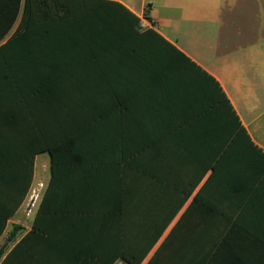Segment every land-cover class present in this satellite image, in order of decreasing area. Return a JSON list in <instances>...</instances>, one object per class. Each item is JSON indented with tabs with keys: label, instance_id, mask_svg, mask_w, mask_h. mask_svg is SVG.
I'll return each mask as SVG.
<instances>
[{
	"label": "crops",
	"instance_id": "crops-1",
	"mask_svg": "<svg viewBox=\"0 0 264 264\" xmlns=\"http://www.w3.org/2000/svg\"><path fill=\"white\" fill-rule=\"evenodd\" d=\"M117 1L140 17L125 36L153 71L108 69L129 78L116 86L122 100L92 101L88 116L37 124L15 104L0 116V264H126L122 253L139 248L130 237L187 189L140 264L170 231L177 261L176 237L189 233L184 224L172 228L196 194L232 204L233 220L264 235V0ZM225 97L260 150H223L234 137ZM40 134L64 140L54 174L50 152L34 154L48 138Z\"/></svg>",
	"mask_w": 264,
	"mask_h": 264
},
{
	"label": "trees",
	"instance_id": "trees-1",
	"mask_svg": "<svg viewBox=\"0 0 264 264\" xmlns=\"http://www.w3.org/2000/svg\"><path fill=\"white\" fill-rule=\"evenodd\" d=\"M82 2L85 3L0 0V116L12 104L22 116L25 110L31 113L37 124L41 117L69 120L88 116L92 101L103 102L110 96L116 101L122 100L116 86L129 78L106 75L108 69L118 74L121 70L153 71L144 61L145 57L138 56L135 47L129 46L125 36L138 31L139 16L117 0ZM144 17L148 18L147 13ZM159 37L188 64L201 70ZM215 84L218 94L223 95L219 84ZM225 104L234 121V129L230 130L234 137L226 140L223 150L231 148L233 143H240V148L260 150L250 140L226 97ZM39 136L48 138L40 147L34 146V154L48 150L54 174L57 150L65 145L64 140L57 143L53 136ZM191 192L192 189L178 190L177 205H162L160 220L144 222V234L130 237L139 248L122 253L126 264L141 263L169 225V217L182 208ZM233 209L232 204L205 203L199 194L194 195L172 228L178 229L184 224L189 233L176 237L177 261L172 263V252L169 259L170 231L145 264H264V235H254L253 226L248 222L233 220ZM257 225L263 230L264 221ZM132 227L130 222L129 229ZM3 228L1 224V231ZM238 231L240 235L235 234ZM180 251L186 254L184 258Z\"/></svg>",
	"mask_w": 264,
	"mask_h": 264
},
{
	"label": "built area",
	"instance_id": "built-area-1",
	"mask_svg": "<svg viewBox=\"0 0 264 264\" xmlns=\"http://www.w3.org/2000/svg\"><path fill=\"white\" fill-rule=\"evenodd\" d=\"M32 205H33L32 202L28 204V210H30V208H31Z\"/></svg>",
	"mask_w": 264,
	"mask_h": 264
}]
</instances>
